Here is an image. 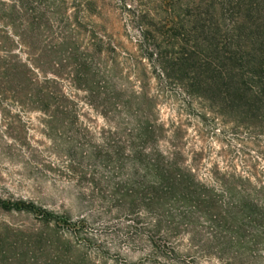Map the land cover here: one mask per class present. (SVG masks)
Masks as SVG:
<instances>
[{
  "label": "trees",
  "instance_id": "16d2710c",
  "mask_svg": "<svg viewBox=\"0 0 264 264\" xmlns=\"http://www.w3.org/2000/svg\"><path fill=\"white\" fill-rule=\"evenodd\" d=\"M37 1L13 0L7 6L0 0L1 29L21 27L27 15L32 29L39 26L45 14ZM116 1L135 33L132 72L140 81L149 73L156 94L146 93L144 85L141 93L123 89L117 63L101 62L102 51L114 58L117 51L111 37L87 19L96 14L97 0H73L72 24L63 20L65 1L51 2L60 35L46 52L51 58L42 64L55 73L35 81L23 66L25 101L44 113L52 109L46 125L56 135L57 121L65 128L77 125L79 101L92 109L99 106L101 117L113 126L101 133L100 145L89 139L87 151L80 152L81 144L71 145L65 155L66 170L79 183L75 197L85 199L88 208L80 219L72 221L67 213L59 215L33 202L0 198V209L33 216L53 230H11L7 264H107L108 245L120 244L147 247L136 264H198V252L179 250L182 234H190L193 244L200 232L239 234L243 226L256 227L263 219L264 182L256 173L211 171L212 184L204 183L184 159L177 127L167 148L162 147L166 129L153 109L154 100H168L179 107L178 114L195 116L207 127L230 125L222 135L233 140L262 142L264 0ZM19 32L16 37L22 36ZM0 36L9 40L3 29ZM5 62L3 69L9 66ZM62 81L69 84L66 91ZM79 92L83 100L75 95ZM75 135L85 136L77 129ZM120 219L121 227L111 225Z\"/></svg>",
  "mask_w": 264,
  "mask_h": 264
},
{
  "label": "rangeland",
  "instance_id": "374dc122",
  "mask_svg": "<svg viewBox=\"0 0 264 264\" xmlns=\"http://www.w3.org/2000/svg\"><path fill=\"white\" fill-rule=\"evenodd\" d=\"M52 1H37V6L45 15L40 20V25H36L34 29L26 20L30 18L28 15L25 19L23 17V24L19 28H2L8 32L9 40L0 36V198L33 202L59 215L67 213L71 220L75 221L83 217L88 208L84 203L85 199L78 201L75 197L79 183L66 170L65 155L71 145L79 147L78 144H81L84 147L80 152L87 151L85 145L89 139L92 144L100 145L101 133L112 129L110 127L113 125L101 117L99 106L95 105L92 109L79 101L77 125L65 128L67 125L62 126L57 121L56 135L57 132H50L46 125L48 117L53 114L52 109L44 113L35 104L25 101L24 95L28 92V87L25 81H22L25 72L23 66L35 81H42L44 76L53 77L51 73H55L52 68L42 64L51 58L52 54L46 52L58 42L60 35L57 34L59 24L51 14L54 11L50 5ZM64 1L66 6L63 20L67 19L68 23L72 24L75 14L73 0ZM12 2L13 0H5L7 6ZM48 17L51 18L47 19ZM87 19L97 25L98 31H105L111 37L112 45L116 47V58L104 51L98 57L103 64L117 63L120 87L141 93V86L144 85L143 90L155 96V81L149 73L147 74V63L143 62L147 80L140 81L132 72L135 67L134 60L137 59L135 33L126 26V15L121 5L116 0H97L96 14L88 16ZM68 23L65 22L66 25ZM2 29L0 27V30ZM15 32L22 36L16 37ZM82 45H86L85 40ZM2 60L8 62L9 66H5V69ZM59 77L63 78L64 74ZM68 87L67 81H62L63 91ZM75 95L83 100V93ZM178 108L168 100H154L155 117L164 126L167 135V140L161 139L160 144L167 148V141L172 136L174 127H177L184 159L195 169L198 179L210 185L211 171L222 173L233 170L245 175V171L251 175L256 173L261 182H264V137L259 138L262 142L255 141L254 144L244 141L241 137L233 140L227 135H222V131L227 130L230 125L225 127L218 123L215 128H210L195 116L178 114ZM76 129L85 136L75 135ZM61 132L64 133L59 136ZM76 154L79 155V150ZM251 181L253 185H257L253 178ZM83 184L81 186L89 187ZM83 191L87 193L85 188ZM110 223L120 224V227L123 225L121 219ZM39 229L53 232L51 228L46 230L33 216L0 209V264H7L4 258L6 245L13 238L10 235L11 230L28 232ZM262 231L264 215L256 227L243 226L239 234L233 230L222 236L200 232L192 244L190 234L184 233L179 238V250L198 252V264H264ZM196 244L199 246L195 248L193 245ZM108 246L110 253L107 264H112L114 260L123 264H136L144 259L147 251L145 245L138 244ZM7 256H10V253Z\"/></svg>",
  "mask_w": 264,
  "mask_h": 264
}]
</instances>
